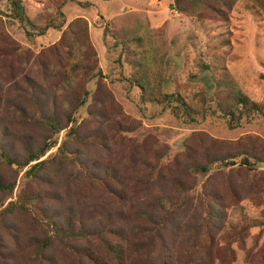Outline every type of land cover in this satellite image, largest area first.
<instances>
[{"label": "rangeland", "instance_id": "374dc122", "mask_svg": "<svg viewBox=\"0 0 264 264\" xmlns=\"http://www.w3.org/2000/svg\"><path fill=\"white\" fill-rule=\"evenodd\" d=\"M10 1L0 0L3 27L35 56L55 45L74 19L82 18L87 23L89 42L102 74L87 89L93 93L100 86L101 100L97 104L102 106L103 116L96 112V106L89 105L90 98L75 112L74 121L81 126V136L86 137L78 148L83 160L118 162L128 186L119 192L120 186L110 182L114 191H109L108 186L95 185L84 173L59 163L57 148L73 124L59 134L57 146L41 159L45 163L37 179L24 176L29 167L16 174L0 159V180L10 182L16 178L14 194L21 189L27 197H37L53 212L58 225L64 217L71 216L82 220L78 223L87 221L92 232L68 245L55 240L49 250L39 254L36 249L44 234L31 223L28 214L14 210L0 216V264H89L93 256H104V241L98 238L103 232L105 238L120 242L134 264H156L158 255L165 257L178 246L170 234L179 232L193 238L189 232L197 228L199 234L194 238L201 237L206 222L215 220L219 211L224 215L220 222L217 218V225L237 222L243 214L260 220L262 226L248 231L245 247L264 244V194L260 202L253 198L257 190L264 188V165L258 167L256 178L235 173V166L224 173L214 170L202 180L184 172V162L190 159L186 156L199 155L212 139L227 142L248 134L264 139L263 116L244 118L229 127L220 113L211 110L214 103L210 105L218 83L234 87L252 102L264 105L263 7L237 0L228 19L223 20L212 14L199 19L182 14L173 9L174 0H19L37 26L51 19L62 20L60 29L49 28L29 42L23 26L12 17ZM136 79L145 89L137 85ZM17 90L0 94V145L12 157L24 154L22 143L32 146L48 135V128L37 121L15 122L12 105L23 98L17 97L20 89ZM165 95L172 97L164 101ZM182 103L193 112H201L191 118L178 111L176 114L173 108ZM120 118L134 130L130 135L144 139L146 145H134L130 139L121 138L119 134H127L118 127L110 129ZM98 132H106L107 140L101 139ZM192 134H197L194 142L189 141ZM189 143H194L192 152L187 151ZM149 165L155 170L152 177ZM174 178L184 180L183 187L176 186ZM185 184L191 185V202L177 193ZM227 186H232L234 192L227 193ZM198 193L216 194L213 213L202 216L196 209ZM165 196L175 200L167 204L162 219L153 215L149 203ZM136 210L149 216L141 231L139 227L133 230L138 226L133 214ZM162 228L167 239L156 244L157 231ZM146 235L154 247L143 254L131 252L130 246ZM233 248L236 260L232 264H244V250L236 244ZM105 259L116 264L111 258Z\"/></svg>", "mask_w": 264, "mask_h": 264}, {"label": "trees", "instance_id": "16d2710c", "mask_svg": "<svg viewBox=\"0 0 264 264\" xmlns=\"http://www.w3.org/2000/svg\"><path fill=\"white\" fill-rule=\"evenodd\" d=\"M236 1L174 0L172 7L182 14L195 16L198 19L202 15L212 14L227 20L228 13ZM248 1L264 8V0ZM10 3L12 17L23 26L25 36L29 42H33L36 35H43L49 28H61L62 20L53 21L52 19L42 27L37 26L28 18L19 0H11ZM21 65H25V67L21 68ZM18 76L19 81L16 82ZM99 77H102V74L97 66L96 51L89 42L88 26L84 19L76 18L71 21L55 45L48 47L42 55L35 56L29 48L20 45L8 35L0 18V94L20 89L17 97L23 98H21L19 104L12 105L13 115L16 117L15 122L27 124L28 121H37L48 128V135L41 141H36L32 146L22 143L24 149L22 156L12 157L5 151L6 148L0 145L1 161L12 167L16 174L29 167V170L24 172V176L29 179H37L45 163L41 159L50 149L57 146L59 134L73 124L65 132L63 141L57 148L59 163L65 164L68 169L77 173H84L87 180H92L95 185L108 186L109 191H114L109 186L110 182L118 184L120 186L118 191L122 192L123 186H128V184L124 181L125 173L120 164L113 161L83 160L81 151L78 148L86 137L81 136V126L74 121L73 115L75 112L86 105L90 98L89 105L93 108L96 106V112L103 116V108L97 104L101 100L102 91L100 92V86L99 90H95L93 93L87 89L88 85ZM135 81L138 86L145 89L139 79ZM5 85L7 88H4ZM171 97V95H165L163 100L168 101ZM13 101L10 98V102L13 103ZM212 103H214L211 109L213 113H220L229 127L236 126L244 118L264 117L263 104L254 103L234 87H223L220 83L215 84L213 100L210 105ZM173 109L176 114V111H178L188 118L201 112L200 110L193 112L183 103L177 104L176 108ZM207 109L209 110V108ZM92 115L93 113L89 111V116ZM115 123V126H110L111 130L118 127L120 132L127 134V136L119 134L121 138L130 139L134 145H146L144 139H137L130 135L134 130H131L122 118L117 119ZM98 135L101 139L107 140L106 132H101V134L98 132ZM196 136L197 134H192L189 141L194 142ZM193 148L194 143L187 145L188 152H192ZM145 153H148L147 149H145ZM182 155L184 156V154ZM186 157L190 159L189 163L184 162V172L196 175L200 180L214 170L224 173L225 169L234 166L235 170L232 171L235 173L253 175V178H256L260 172L258 167L264 165V139L249 134L227 142H218L212 139L210 146L199 155L194 153ZM177 161L175 162L179 164ZM149 169L148 173L152 177L155 170H153L152 165H149ZM174 179L176 186L183 187L184 180L181 178ZM15 189L16 178L10 182L0 180V191L3 193V197L0 199V208L7 202L0 211V216L10 214L17 209L28 214L31 223L37 225L41 233L44 234L43 239L37 245L36 251L39 254L49 250L55 240H59L63 245H68L70 241L85 239L88 233L92 235L89 228L91 225L87 221L78 223L82 220H74L71 216H66L58 225L53 212H50L41 200L38 201L37 197H27L21 189H17L14 194ZM183 189H178L177 193L181 199L190 201L189 191H192L191 185L185 184ZM226 192H234V188L227 186ZM263 194L264 188H260V191L257 190L253 198L260 202L263 200ZM215 197L216 194H197L196 204L194 205L202 216L215 211L212 207ZM174 200L175 197L171 196L155 198L149 203V209L153 210L154 216L164 219L163 212L167 204ZM106 213L108 216L109 212ZM117 213L121 214L120 211ZM217 213L218 216L216 217L220 222L224 212L219 211ZM133 214L138 225L134 226L133 230L139 227L141 231L145 227V220L149 216L142 210H136ZM217 218L215 220L212 218L206 222L204 231L200 233L201 237L194 238L195 235L199 234L197 228H193L189 232L193 238L181 236L179 232L170 234L169 238L177 240L178 246L172 250L170 249L165 257L158 255L156 264H232L236 260L234 244L244 250V264H264V244L259 245L257 243V246L245 247L248 231L251 228L262 226L260 220L249 218L243 214L237 222L228 221L226 224L219 223L217 225ZM149 227L155 230V228ZM162 230L163 228L157 231L159 239L156 244L167 239L164 237ZM98 235V238L102 237L104 241L102 248L104 256H93L94 258L90 260L89 264H109L105 257L115 260L116 264H134L133 260L130 261L126 255V250L120 242L105 238L104 232ZM130 247H132L131 252L143 254L154 247V244L151 237L146 235L142 236L137 244H132Z\"/></svg>", "mask_w": 264, "mask_h": 264}]
</instances>
